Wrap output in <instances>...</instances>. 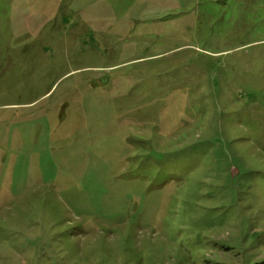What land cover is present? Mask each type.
Wrapping results in <instances>:
<instances>
[{
  "label": "rangeland",
  "instance_id": "rangeland-1",
  "mask_svg": "<svg viewBox=\"0 0 264 264\" xmlns=\"http://www.w3.org/2000/svg\"><path fill=\"white\" fill-rule=\"evenodd\" d=\"M0 264H264V0H0Z\"/></svg>",
  "mask_w": 264,
  "mask_h": 264
}]
</instances>
